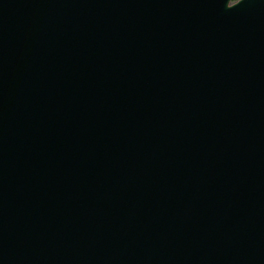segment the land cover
Wrapping results in <instances>:
<instances>
[{
    "label": "water",
    "instance_id": "obj_1",
    "mask_svg": "<svg viewBox=\"0 0 264 264\" xmlns=\"http://www.w3.org/2000/svg\"><path fill=\"white\" fill-rule=\"evenodd\" d=\"M0 0V264H264V0Z\"/></svg>",
    "mask_w": 264,
    "mask_h": 264
},
{
    "label": "rangeland",
    "instance_id": "obj_2",
    "mask_svg": "<svg viewBox=\"0 0 264 264\" xmlns=\"http://www.w3.org/2000/svg\"><path fill=\"white\" fill-rule=\"evenodd\" d=\"M236 1H238V0H232L231 3H232V2H236Z\"/></svg>",
    "mask_w": 264,
    "mask_h": 264
}]
</instances>
